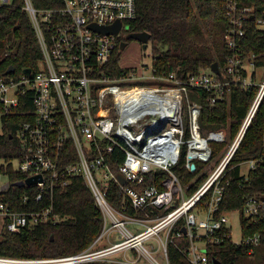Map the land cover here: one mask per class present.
<instances>
[{
	"label": "built area",
	"instance_id": "2783aa9c",
	"mask_svg": "<svg viewBox=\"0 0 264 264\" xmlns=\"http://www.w3.org/2000/svg\"><path fill=\"white\" fill-rule=\"evenodd\" d=\"M11 1L0 0V5ZM61 4L59 8L45 10L33 6L31 0H23V8L39 42L40 66L28 74L22 70L19 77H0V116L16 112L23 116L15 131L20 152L12 167L23 173L24 179L40 177L34 184L23 185L30 188L22 201L28 203L33 194L36 202H46V206L37 210L15 211L0 202V216L6 229L16 232L40 222H57L60 216L53 209L54 191L65 188L73 176H81L102 212L103 226L96 239L76 254L36 259L0 257V264L91 261L169 264L167 243L171 236L187 239L188 246L180 251L188 264H208V245L223 238L243 245L247 254L252 255L254 248L261 244V234L245 235L241 217L253 223L264 221V191L248 197L243 209L218 210L224 190L219 181L264 100V64H259V54H242L239 47L245 31L243 26L252 17V8L238 6L229 0L227 15L230 26L224 37L227 47L237 49L236 55L227 58L222 69L219 68V74L211 69L202 70L187 81L191 86L208 91L211 104L228 100L233 88L246 90L254 87V97L237 132L231 139H227L228 135L223 130L201 134L199 107L190 104L191 134L187 139H183L181 134L180 143L174 141L178 132L176 127L168 123L174 120L171 103L162 104L161 101L164 98L161 91L166 88L139 84L122 86V82L145 80L141 71H129L115 78L98 70L108 63L117 42L120 46L123 41H118V38L125 34L126 22L136 16V0H61ZM117 21L121 25L116 34H105L89 26L93 23L108 26ZM258 22L261 25L264 20L259 19ZM171 77L172 74L164 78ZM28 96L31 110L23 108L28 103ZM153 103L156 104L154 108L151 106ZM171 131L170 139L165 142V134ZM226 140L228 144L222 160L188 195L190 199H183L179 206L176 201L173 203V196L182 195V187L187 195L188 185L184 186L171 169L179 159L181 144L186 145L185 166L190 167L194 160L207 162L211 159V143ZM115 146L125 153L117 173L110 169L103 157ZM168 150L173 157L168 156ZM238 165L244 180L252 168H264V124L259 151L254 158ZM242 165L246 166L245 170H242ZM156 168L167 172L160 181L161 189L155 184L140 189L134 187L140 186L145 175ZM0 175L7 177V173L0 172ZM118 175L124 177V183L120 182ZM111 181L119 185L125 200L119 209L107 201ZM204 195L207 199L202 200ZM127 205L144 214H127ZM231 212L238 213V241L231 236L232 223L228 218ZM181 218L183 222L174 230ZM136 228L138 230L134 231ZM148 240H154V249L144 246Z\"/></svg>",
	"mask_w": 264,
	"mask_h": 264
},
{
	"label": "trees",
	"instance_id": "16d2710c",
	"mask_svg": "<svg viewBox=\"0 0 264 264\" xmlns=\"http://www.w3.org/2000/svg\"><path fill=\"white\" fill-rule=\"evenodd\" d=\"M238 6L251 7V18L243 26L244 36L239 44L240 52L246 55L259 54V64H264V29L260 28L258 20H264V0H233ZM38 9H54L61 7V0H31ZM229 0H136V16L127 23L125 34L118 38L126 40L127 32L147 31L150 34L152 56V75L159 78L173 77L183 82V87L189 103L199 107L198 124L200 132L206 135L210 130H223L228 138H233L237 132L243 116L250 105L255 89H231L229 99L211 104L208 101L209 92L203 88L188 84V78L202 70H209L213 62H217L222 69L228 57L235 56L237 49L227 47L225 32L229 28L227 4ZM132 40V39H130ZM141 44V43H140ZM123 49L117 42L108 63L98 70L108 72L112 77H120L128 73L130 68L119 65ZM41 62V51L37 37L23 8V0H12L10 4L0 5V77H19L24 68L36 71ZM12 66L11 73L4 74ZM217 74V73H216ZM219 74V73H218ZM221 75H224L222 72ZM229 79V77L227 76ZM226 78V79H227ZM225 80V79H222ZM125 84V85H124ZM122 83L124 87L133 85L163 84L162 80L150 79ZM194 96V101L190 99ZM30 98L23 106L32 109ZM183 139L189 134V112L184 101ZM21 111V110H19ZM22 114H2L0 131V172L7 173V182L23 180L25 175L15 171L12 163L19 156V144L15 131L21 122ZM264 124V100L260 104L256 115L246 130L236 152L230 159L222 178V199L219 202V212L243 209L245 200L254 194L264 191V168H252L246 180L240 175L239 162L254 158L260 149L261 133ZM227 142L211 143V159H219ZM186 145L181 144L179 159L171 169L186 186L187 195H191L206 179V172L199 171L206 164L194 160L195 168L190 170L185 163ZM123 149L115 146L113 151L103 154L104 161L114 172H118V165L123 161ZM72 158H75L72 156ZM197 174V175H196ZM199 174V175H198ZM167 176V172L156 169L145 175L140 186L155 184L162 188L160 181ZM1 185V184H0ZM34 187V186H33ZM27 186L10 185L7 189H0V202L11 210H37L46 206V202H36L33 194L28 203L22 201L28 191ZM34 191V189H32ZM107 201L119 209L125 202L119 185L111 181L107 191ZM207 199L204 195L202 200ZM53 209L60 219L57 222H40L31 227H24L20 231H9L5 221L0 231V257L13 259H36L61 257L76 254L88 247L99 235L103 226L102 212L95 202L90 189L81 176H73L70 183L63 189H56L53 196ZM127 214L142 216L144 213L126 206ZM183 219L174 230L179 228ZM243 233L255 232L261 234V244L254 249L252 255L257 258V264H264V221L253 223L248 218L241 217ZM188 241L184 237L171 236L167 243L169 264H188L180 249L186 248ZM249 256L247 249L240 244H234L227 238L208 245V264H240V260ZM76 264H105L104 261H91Z\"/></svg>",
	"mask_w": 264,
	"mask_h": 264
},
{
	"label": "rangeland",
	"instance_id": "374dc122",
	"mask_svg": "<svg viewBox=\"0 0 264 264\" xmlns=\"http://www.w3.org/2000/svg\"><path fill=\"white\" fill-rule=\"evenodd\" d=\"M260 28L264 29V23H262L260 25ZM38 44H39V42H38ZM152 56H153V53L151 50L150 42H148L147 48L145 50H142L140 42L132 39L123 48V51H122L121 56H120L119 64L122 67L130 68V71H135V70L141 71L146 78L145 80H150V79L162 80L163 84H161V85H159V84L151 85V86H158V87L166 88V90L163 89L161 91V94H165L166 92L173 90L174 94H173V97L171 96V99L177 104L178 111L173 118L174 120L171 122H168V123L172 124L174 127H176V129L178 131L175 134L174 141L182 143V140L180 137H181V134L184 135V131H183V125L185 124V119H184L185 104H184V101H186V103H187V108H186L187 111L190 112L189 98L187 97L186 91L184 90L183 86H181V85H183L182 82H180V80H178L177 78H175V77L159 78V77H155V76L152 77L151 76L152 75V67H151ZM136 81L140 82L142 80H136ZM131 82H133V81H131ZM122 83H127V82H122ZM146 86L151 87L149 85H146ZM170 88H172V89H170ZM190 99L192 102L195 100L194 96L192 94H190ZM112 117L115 118L114 113H112ZM165 123H166V121H164L163 125ZM188 124H189L188 125L189 134H191V126H190L189 121H188ZM0 131H1V120H0ZM226 136H227V133H226ZM227 139H228V137H227ZM226 142L227 143H226L224 150L222 151L221 157H219L218 160H216L217 158L215 157V158L210 159L207 162H205L206 164L199 171V173L204 171V172H206L207 176H209L211 174V172L216 167L215 165L220 160H222V158L224 156V153L226 151V147L228 144V140H226ZM1 163L2 162L0 161V164ZM152 168H155V167H152ZM245 169H246V166L242 165V170H245ZM0 181L2 183L6 182L7 177L5 175H0ZM183 199L184 200L190 199L188 195H185L184 187H182V195L173 196L172 202L175 203V201H176L177 205L179 206V205H181ZM190 210L195 212V209H193V208H191ZM228 218L230 219V221L232 223V235H231L232 239L235 241H238V240H240V225H239L238 213L237 212H231V213H229ZM1 225H2V218L0 216V231L2 230ZM137 230H138V228L134 229V231H137ZM144 246L149 248V249H154L156 247V243L154 242V240H148V241L144 242ZM256 247H258V246H256ZM129 258L131 259L132 257L129 256ZM257 263H258L257 258L254 257V255L245 256L240 260V264H257Z\"/></svg>",
	"mask_w": 264,
	"mask_h": 264
},
{
	"label": "water",
	"instance_id": "95a60500",
	"mask_svg": "<svg viewBox=\"0 0 264 264\" xmlns=\"http://www.w3.org/2000/svg\"><path fill=\"white\" fill-rule=\"evenodd\" d=\"M120 25H121V22L120 21H117L115 22L114 24H111V25H108V26H100V25H97V24H90L89 26L93 29H95L96 31H99V32H102V33H105V34H109V33H113V34H116L120 28ZM126 40H123L121 43H120V49H123L127 43H128V40L130 39H134V40H137L141 43V48L142 50H145L147 48V45H148V40L150 38V34L149 32L147 31H140V32H128L125 36ZM210 69L215 72V73H220V70L218 68V64L217 62H213L211 65H210ZM14 70V68L12 66H9L4 74H8V73H11L12 71ZM29 68H24L23 69V72L28 74L29 73ZM195 168V165L194 163H191L190 164V170H194ZM118 179L120 180V182L124 183V177L122 175H118ZM40 180V177L39 176H31V177H27L26 179L24 180H20V181H16V182H4L0 185V189L1 190H4V189H7L10 185H16V186H23L25 184H34L36 182H38ZM262 200L264 201V196L262 197ZM183 231H185V229H183ZM218 263L217 261H214V264Z\"/></svg>",
	"mask_w": 264,
	"mask_h": 264
},
{
	"label": "bare ground",
	"instance_id": "6f19581e",
	"mask_svg": "<svg viewBox=\"0 0 264 264\" xmlns=\"http://www.w3.org/2000/svg\"><path fill=\"white\" fill-rule=\"evenodd\" d=\"M173 94H174V92L173 91H169V92H167L166 94H164V98H162L161 99V101H162V104H164V103H171V110L174 112V115L173 116H175L176 115V113H177V111H178V108H177V104L175 103L174 104V102L172 101V99H171V96L173 97ZM179 95V94H178ZM179 99V98H178ZM155 105L156 104H151V106L154 108L155 107ZM139 109H141V107H139ZM171 134H172V131L170 132V133H166L165 135V142H167L168 141V139H170V137H171ZM169 147H172V145L170 144L169 145ZM159 149H161V148H159ZM171 149V148H170ZM167 153H169V155L168 156H170V157H173L172 155V152L170 151V150H168L167 151Z\"/></svg>",
	"mask_w": 264,
	"mask_h": 264
},
{
	"label": "flooded vegetation",
	"instance_id": "af4514ba",
	"mask_svg": "<svg viewBox=\"0 0 264 264\" xmlns=\"http://www.w3.org/2000/svg\"><path fill=\"white\" fill-rule=\"evenodd\" d=\"M130 40H128V42H129ZM128 44V43H127Z\"/></svg>",
	"mask_w": 264,
	"mask_h": 264
}]
</instances>
